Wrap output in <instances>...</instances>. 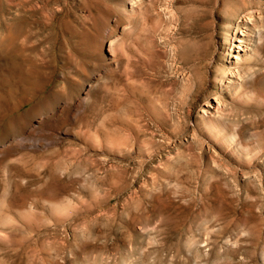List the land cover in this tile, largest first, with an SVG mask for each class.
Here are the masks:
<instances>
[{
	"label": "rangeland",
	"instance_id": "obj_1",
	"mask_svg": "<svg viewBox=\"0 0 264 264\" xmlns=\"http://www.w3.org/2000/svg\"><path fill=\"white\" fill-rule=\"evenodd\" d=\"M0 264H264V0H0Z\"/></svg>",
	"mask_w": 264,
	"mask_h": 264
},
{
	"label": "bare ground",
	"instance_id": "obj_2",
	"mask_svg": "<svg viewBox=\"0 0 264 264\" xmlns=\"http://www.w3.org/2000/svg\"><path fill=\"white\" fill-rule=\"evenodd\" d=\"M251 16H252V12H248L247 14H244L242 16V22L245 23V22L249 21L250 19L248 20V18ZM237 42L241 43V46L238 47L239 49H241L244 40L238 39Z\"/></svg>",
	"mask_w": 264,
	"mask_h": 264
}]
</instances>
